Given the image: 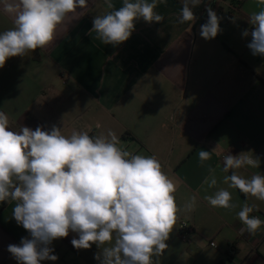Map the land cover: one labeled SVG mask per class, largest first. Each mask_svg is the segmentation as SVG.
Segmentation results:
<instances>
[{
  "label": "crops",
  "instance_id": "crops-1",
  "mask_svg": "<svg viewBox=\"0 0 264 264\" xmlns=\"http://www.w3.org/2000/svg\"><path fill=\"white\" fill-rule=\"evenodd\" d=\"M112 3L119 9L123 0ZM250 3L240 12L228 3L219 36L205 40L197 20L178 22L183 0H165L155 9L162 22L139 19L130 38L113 46L91 32L93 18L113 9L105 0H88L87 7L58 25L50 45L11 57L0 68V111L13 131L56 125L66 136L74 130L97 136L112 130L122 149L155 156L163 171L179 182L175 197L181 208L196 196L195 210L178 214L170 233L173 242L167 240L168 248L153 257L157 264L181 242L177 233L182 222L192 228L190 248L204 251L208 242L216 245L209 246L201 264H264V242L251 254L252 240L246 231L241 233L244 226L237 215L247 203L255 205L250 216L264 219V201L229 187L224 177L233 170L225 173L220 163L224 153L251 152L262 155L260 167L235 171L245 178L264 175V56H254L247 47L251 36L242 35L252 28L250 15L262 8ZM14 18L0 0V32L13 28ZM200 150L212 151L203 164ZM209 166L215 168L213 187L204 183ZM221 188L231 193L235 207L214 208L205 200ZM14 204L0 202V264H17L8 245L28 236L12 216ZM263 235L260 228L255 238ZM74 237L70 232L54 240L51 247L58 259L41 264H98L97 246L78 250L71 243Z\"/></svg>",
  "mask_w": 264,
  "mask_h": 264
},
{
  "label": "clouds",
  "instance_id": "clouds-1",
  "mask_svg": "<svg viewBox=\"0 0 264 264\" xmlns=\"http://www.w3.org/2000/svg\"><path fill=\"white\" fill-rule=\"evenodd\" d=\"M163 2L123 0L115 9L112 0H105L113 10L95 16L91 32L103 44L119 45L130 38L137 20L162 22L164 17L155 9ZM202 2L183 0L178 22L193 24L197 19L193 10ZM258 3L264 5V0ZM87 5L88 0H3V10L15 18L13 28L0 32V68L11 57L46 48L54 41L58 25ZM206 11L200 35L210 40L221 32V17L208 5ZM248 23L251 31L242 32L251 36L247 47L254 56H264V8L252 13ZM119 144L112 130L97 136L75 130L66 136L56 125L48 130L21 126L13 131L8 116L0 111V202H15L12 216L28 232L19 244L8 245L17 264L56 261L51 245L70 232L78 236L71 240L74 248L97 246L98 264H157L153 257L168 248L166 241L178 214L194 211L197 198L193 195L181 208L175 197L179 182L163 171L160 161L132 154ZM249 153L223 157V171L233 170L224 182L245 197L264 201V175L245 178L235 171L260 167L259 157ZM211 154L200 150L201 164ZM208 171L204 183L213 187L215 168L209 166ZM205 200L214 208L235 207L231 193L223 188ZM254 207L245 203L237 213L242 234L255 235L264 225L260 217L250 216Z\"/></svg>",
  "mask_w": 264,
  "mask_h": 264
},
{
  "label": "rangeland",
  "instance_id": "rangeland-1",
  "mask_svg": "<svg viewBox=\"0 0 264 264\" xmlns=\"http://www.w3.org/2000/svg\"><path fill=\"white\" fill-rule=\"evenodd\" d=\"M253 3H250L248 6L250 7H261L264 8V5H261L258 3V0H252ZM228 3H231V0H226L223 4H222V8L224 11L228 10ZM246 3V2H245ZM244 3V5H245ZM223 10H222V14L220 13L218 16L222 17L223 15ZM221 21V20H220ZM177 236L180 239V234L177 233ZM170 242H173L174 237L170 234L169 239ZM181 242L177 245H174L173 249H169L166 251L165 255L163 256V260H162V264H172L173 262H175L176 258H178V261L176 264H201V260L202 258L207 255L210 254V245L209 242L207 243V249L202 251L199 249H196L194 247L190 248V237H189V241L186 243H183L182 240H180ZM216 244H218V240L215 241ZM211 244V243H210ZM174 254V255H173Z\"/></svg>",
  "mask_w": 264,
  "mask_h": 264
},
{
  "label": "trees",
  "instance_id": "trees-1",
  "mask_svg": "<svg viewBox=\"0 0 264 264\" xmlns=\"http://www.w3.org/2000/svg\"><path fill=\"white\" fill-rule=\"evenodd\" d=\"M226 0H203V2L197 6L196 8H194V14L197 17V22L200 25H203L204 23H206L207 21V16L204 20L203 17L204 15L207 13L206 11V5L210 6L214 11H216V13L219 15L223 8H222V4L225 2ZM247 0H231V8L235 11V12H240L242 6L244 5V3ZM220 33H218V35L216 37L219 36ZM256 215V214H253ZM252 215V216H253Z\"/></svg>",
  "mask_w": 264,
  "mask_h": 264
},
{
  "label": "built area",
  "instance_id": "built-area-1",
  "mask_svg": "<svg viewBox=\"0 0 264 264\" xmlns=\"http://www.w3.org/2000/svg\"><path fill=\"white\" fill-rule=\"evenodd\" d=\"M249 31H251V27H248L247 28ZM227 154H229V152H227V153H224L223 154V156L221 157V160H220V163H221V165H222V167H223V157L225 156V155H227ZM232 154V153H231ZM233 155V154H232ZM259 157L261 158L262 157V155H259ZM253 216H258V217H260L259 215H253ZM261 218V220H264L262 217H260ZM261 228H264V225H262L261 226ZM179 233H180V238H181V240L183 241V242H188L189 241V235L192 233V228H191V226H190V224L189 223H187V222H182L181 224H180V229H179ZM246 237H248V238H250L252 241L250 242L252 245H251V254H255V253H257V251H258V249H259V247L263 244V242H264V235L263 236H261L259 239H256L255 238V235H252V234H249L247 231H246ZM212 247H215L216 245H215V243H211L210 244ZM221 264H223V263H221Z\"/></svg>",
  "mask_w": 264,
  "mask_h": 264
},
{
  "label": "water",
  "instance_id": "water-1",
  "mask_svg": "<svg viewBox=\"0 0 264 264\" xmlns=\"http://www.w3.org/2000/svg\"><path fill=\"white\" fill-rule=\"evenodd\" d=\"M206 16H207V13L204 15V17H203V19H202V20H204V19L206 18Z\"/></svg>",
  "mask_w": 264,
  "mask_h": 264
}]
</instances>
